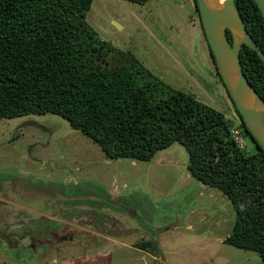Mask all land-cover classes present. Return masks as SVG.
<instances>
[{
	"label": "rangeland",
	"instance_id": "obj_1",
	"mask_svg": "<svg viewBox=\"0 0 264 264\" xmlns=\"http://www.w3.org/2000/svg\"><path fill=\"white\" fill-rule=\"evenodd\" d=\"M86 20L239 124L192 0H92ZM242 139L252 151L251 138ZM187 163L178 142L148 161L107 158L59 115L0 118V264H262L254 251L224 242L233 205ZM143 240L157 254L133 247Z\"/></svg>",
	"mask_w": 264,
	"mask_h": 264
},
{
	"label": "trees",
	"instance_id": "obj_2",
	"mask_svg": "<svg viewBox=\"0 0 264 264\" xmlns=\"http://www.w3.org/2000/svg\"><path fill=\"white\" fill-rule=\"evenodd\" d=\"M91 3L0 0V118L59 115L95 141L107 158L148 161L158 150L180 143L188 153L189 173L219 189L233 205L235 220L224 242L254 251L264 264V150L232 99L228 95L237 126L253 141L252 151L233 138V123L223 112L155 75L130 50L102 39L86 20ZM235 3L248 10L249 17L241 14L246 29L264 51L258 8L252 0ZM227 36L232 42L229 31ZM240 61L264 98V63L246 45ZM133 247L158 252L150 240Z\"/></svg>",
	"mask_w": 264,
	"mask_h": 264
},
{
	"label": "water",
	"instance_id": "obj_3",
	"mask_svg": "<svg viewBox=\"0 0 264 264\" xmlns=\"http://www.w3.org/2000/svg\"><path fill=\"white\" fill-rule=\"evenodd\" d=\"M264 18V0H254ZM210 54L224 87L252 137L264 150V98L244 74L240 61L243 45L264 63V51L246 29L234 0H196ZM231 33L232 42L227 37Z\"/></svg>",
	"mask_w": 264,
	"mask_h": 264
},
{
	"label": "flooded vegetation",
	"instance_id": "obj_4",
	"mask_svg": "<svg viewBox=\"0 0 264 264\" xmlns=\"http://www.w3.org/2000/svg\"><path fill=\"white\" fill-rule=\"evenodd\" d=\"M235 1V0H234ZM246 1H248V0H246ZM253 1V3L256 5V7H257V4L255 3V1L254 0H252ZM192 2H193V6H194V9H195V11H196V13H197V15H198V19H200L199 18V10H198V8H197V4H196V0H192ZM236 4V3H235ZM251 7L253 8V6L251 5ZM238 8V7H237ZM258 8V7H257ZM238 10H239V8H238ZM258 10H259V8H258ZM239 12H240V14H244V16H246V17H249V12H248V10L246 9V8H241L240 10H239ZM259 12L261 13V11L259 10ZM262 15V14H261ZM242 16V15H241ZM263 17V16H262ZM243 18V17H242ZM264 19V18H263ZM201 24V23H200ZM228 37V36H227ZM229 39V38H228ZM208 49H209V47H208ZM209 55H210V57H211V60H212V62H213V65H214V68H215V72H216V74L218 75V73H217V70H216V67H215V64H214V61H213V58H212V56H211V54H210V50H209ZM218 77H219V75H218ZM53 219L55 218L54 216L52 217ZM23 229V228H22ZM25 229V228H24ZM58 233H66L67 234V232L65 231V229L64 228H61V231H59ZM67 236H70V238L73 240L74 239V236H73V234L71 233V234H67ZM69 238V237H68ZM132 246V245H131Z\"/></svg>",
	"mask_w": 264,
	"mask_h": 264
},
{
	"label": "built area",
	"instance_id": "obj_5",
	"mask_svg": "<svg viewBox=\"0 0 264 264\" xmlns=\"http://www.w3.org/2000/svg\"><path fill=\"white\" fill-rule=\"evenodd\" d=\"M230 130H231V134L233 136V138L236 140V142L241 145L244 146V142L242 140V131L240 128H238L235 125H231L230 126Z\"/></svg>",
	"mask_w": 264,
	"mask_h": 264
},
{
	"label": "clouds",
	"instance_id": "obj_6",
	"mask_svg": "<svg viewBox=\"0 0 264 264\" xmlns=\"http://www.w3.org/2000/svg\"><path fill=\"white\" fill-rule=\"evenodd\" d=\"M232 125H234V124H232ZM235 126H237V125H235ZM238 127V126H237ZM239 128V127H238ZM242 131V130H241ZM242 138H243V133H242ZM243 140V139H242ZM244 142V141H243ZM245 145V144H244Z\"/></svg>",
	"mask_w": 264,
	"mask_h": 264
},
{
	"label": "crops",
	"instance_id": "obj_7",
	"mask_svg": "<svg viewBox=\"0 0 264 264\" xmlns=\"http://www.w3.org/2000/svg\"><path fill=\"white\" fill-rule=\"evenodd\" d=\"M135 248V247H134ZM139 250V249H138ZM141 251H143V250H141Z\"/></svg>",
	"mask_w": 264,
	"mask_h": 264
}]
</instances>
